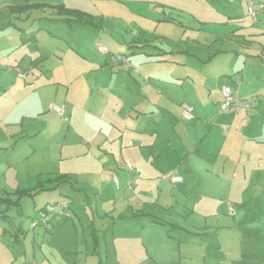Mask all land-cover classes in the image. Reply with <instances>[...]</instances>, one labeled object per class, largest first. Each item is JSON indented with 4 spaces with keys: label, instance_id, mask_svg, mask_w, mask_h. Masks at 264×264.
Listing matches in <instances>:
<instances>
[{
    "label": "rangeland",
    "instance_id": "374dc122",
    "mask_svg": "<svg viewBox=\"0 0 264 264\" xmlns=\"http://www.w3.org/2000/svg\"><path fill=\"white\" fill-rule=\"evenodd\" d=\"M27 1L0 0V6ZM39 1L50 10L46 18L52 21L44 30L56 36L39 40V51L45 56L43 68L54 78L65 74L79 82L69 89L67 107L55 104L67 108L71 129L49 110L47 99L53 96L52 90L46 95L41 92L42 103L36 109L44 112L37 118L45 117L52 129L38 140V153L18 163L0 152V198L11 201L0 205V215L4 216L0 217V230L9 231L4 239L16 250L5 260L11 264H46L39 251L47 248L57 264H111L113 254H120L121 249L129 251L128 264H264V220L251 214L223 219L216 211L214 218L181 219L184 226L194 224L199 231L174 232L170 242L174 247L166 245V230L148 228L147 218L158 215L176 220L180 207L176 200L187 199L190 189L171 184L164 178L168 172L161 173L166 184H142L140 180L134 190L128 189L129 174H117V186L114 180L111 183L101 176L100 154L96 153L97 123H133L146 113L142 102L157 100L158 90L165 93V100L156 109L157 117L166 115L177 122L181 118L176 107L187 101H198L210 110L215 106L221 79L243 67L234 53L220 51L227 46V33L234 31L217 24L227 14L229 0ZM231 1L238 8L237 0ZM60 6L84 13L87 20L68 21L58 13ZM3 9L0 24L9 18L8 8L6 13ZM236 12L243 17L242 11ZM7 29H0V53L16 40L13 28ZM245 36L249 37L247 33ZM102 47L106 54L100 52ZM13 60L11 56L4 64L11 66ZM8 68L0 74V122L16 112L21 114V105L37 100L31 89H23L31 84V78L24 82ZM36 109L26 107L25 112ZM184 127L188 125L182 121L177 129L182 136ZM79 132L82 137L76 136ZM166 134L170 137L172 131ZM80 143L86 151L92 148L90 156L74 157L82 150ZM71 145L76 146H72L75 152L67 156ZM47 173H71L75 180L40 194L16 195L20 185ZM160 196L173 205L159 201ZM63 199L70 203L71 218L62 224L56 222L49 231L38 227L31 236L28 229L40 210ZM218 207L214 205V209ZM220 208L225 215V208ZM214 226L221 229H212ZM12 228L22 230L24 237L20 233L18 240L13 239Z\"/></svg>",
    "mask_w": 264,
    "mask_h": 264
},
{
    "label": "crops",
    "instance_id": "0c3cea01",
    "mask_svg": "<svg viewBox=\"0 0 264 264\" xmlns=\"http://www.w3.org/2000/svg\"><path fill=\"white\" fill-rule=\"evenodd\" d=\"M237 3L238 8H234L233 2L229 0L228 12L223 15L222 22L217 24L224 28L234 29L227 33L225 38L227 46L220 51L234 53L235 58L243 61V67L236 73L232 72L233 75L229 78L221 79L218 85L229 86L240 99L262 97L252 108L235 114L220 113V92L216 104L211 110L210 107L205 109V106L199 104L198 101L182 103L176 107L181 119L178 120L179 122H175L171 118H167L166 115L157 117L156 109L165 100V93L158 90L155 96L157 100L148 101L147 98L142 102L146 107L144 110L146 113L137 117L133 123L122 124L104 121L97 123L99 133L96 135V153L100 154L98 168L103 179L112 183V173H114L116 176L125 174L127 177L129 174L132 180L136 174L138 176L137 184L132 190L138 186L140 180H142V184L159 182L161 185L167 181L166 179L182 190L190 189L191 194L186 197L187 199L176 200L180 205L179 212L175 213L176 220L172 218L168 220L158 215L147 218L148 228L166 230L169 243L164 242L171 248L174 247L170 243L174 239V232L195 234L196 231H199L194 224L184 226L180 222L181 219L191 220L193 216L214 218L213 215L217 211L219 218L223 217V219H228L231 215H233L232 218L241 219L245 215L251 214L256 219L264 220V13L260 14L257 22L253 24L247 15L244 0H237ZM33 5L40 6L42 2L29 0L21 4L12 3L0 6L2 9L5 8L3 9L5 13L8 8L7 13L9 14V18L7 17L0 24V29L5 31L7 28H13L11 32L15 34L14 38H16L14 43L0 53L1 72L8 67V70L16 75L15 68H19L23 72L26 71L27 78L25 80L20 79L18 75L17 77L24 82L31 78L32 82L27 86L29 88L24 87L23 89H31L37 98L32 104L17 106L21 114L16 112L15 115L4 117L0 122V152L8 154L18 163L28 161L36 155L39 151L38 140L43 136L46 137L52 129L50 122L43 119L45 117L37 118L44 112L36 109L42 103L41 92H46V95L52 90L53 96L50 100L47 99L50 105L49 110L57 114L64 123L63 125L68 124V128L71 129V119L67 116V108L64 107H67L69 89L79 82L65 74L64 77L54 78L53 73L43 68L42 62L45 56L39 51V40L41 38L48 40L56 36L50 30H44L47 27L46 24L52 22L46 18V12L50 10L34 8ZM22 7L28 8V10L21 13L14 11V9ZM9 8H12L13 12ZM236 10L242 11L243 17ZM0 14H2L1 10ZM244 33H247L249 37L247 38ZM22 41L31 42L23 43ZM63 43L71 49L68 42ZM28 50L30 53L26 54ZM11 56L14 58L11 62L12 65H5L4 63ZM30 85L33 86L30 87ZM63 91L65 96H63ZM62 97L64 98L63 102ZM55 104H63L64 107L61 109L64 110V117L57 113L55 108L60 107ZM183 105L192 107L193 121L187 122L183 119ZM26 107L36 110L27 113L25 112ZM70 110L72 111V109ZM182 121L188 125V128H183L185 136L180 135L177 131ZM223 126L227 127L226 133L223 132ZM166 131H172V135L168 137L166 134L165 136ZM76 136L82 137L83 134L79 132ZM72 146L74 145L69 147L70 151L67 156L75 152ZM78 147L82 150L74 157L81 158V156L91 155L92 148L86 151L81 143ZM162 172H168L167 174L172 177H179L181 181L174 183L169 178H161ZM66 174L71 175V173ZM54 175L64 174H40L18 188H31V194H34L47 177ZM59 186L56 183L46 184L44 185L45 190L38 194L54 187L58 189ZM163 197L160 196L159 201H163ZM163 202L169 203L170 206L173 205L172 201ZM249 203L256 206L250 208ZM215 204L219 205L217 209H214ZM220 206L226 210V214L223 216ZM0 217L4 216L0 215ZM59 222L62 224L66 221ZM214 228L221 229L216 226L212 227V229ZM202 229L208 231V228ZM11 230L13 239L18 240L17 237L20 233L24 237L19 228ZM36 231H32L31 236L34 237ZM8 232L5 228L3 231L0 230V238L3 242H0V264H11L10 261L5 260L6 256L16 251L14 248L11 249L8 245L9 242L4 239ZM145 243L149 245L148 242ZM120 251V254L118 251L113 254L111 264H128L129 251L121 249ZM39 253L43 254L46 264H57L49 256L47 248H40ZM14 264L19 263L14 262Z\"/></svg>",
    "mask_w": 264,
    "mask_h": 264
},
{
    "label": "built area",
    "instance_id": "2783aa9c",
    "mask_svg": "<svg viewBox=\"0 0 264 264\" xmlns=\"http://www.w3.org/2000/svg\"><path fill=\"white\" fill-rule=\"evenodd\" d=\"M244 6L246 8L248 17L253 24L257 22L259 15L264 13V0H244ZM100 52L106 54V49L102 47L100 48ZM15 71L20 79L25 80L27 78V73H24L19 68H15ZM220 92V112L225 114H235L242 110H248L252 108L260 99H262V97L259 96H255L250 99H240L227 85H222ZM55 110L61 117H64L63 109L55 108ZM182 115L183 119L187 122L194 120L193 109L188 105H183ZM226 131L227 127L223 126V132L226 133ZM130 171H132V169H130ZM112 177L115 184L119 186V180L117 176L112 173ZM137 178L138 176L134 175L132 180L128 183L129 190H132L137 184ZM164 178H169L174 183L181 181V178L172 177L169 174L165 175ZM69 218H71L70 203L69 201L63 199L61 201L55 202L49 209L43 208L40 210L37 218H35V220L31 223L30 230L34 231L38 227H43L45 230L49 231L54 227L56 222L68 220Z\"/></svg>",
    "mask_w": 264,
    "mask_h": 264
},
{
    "label": "trees",
    "instance_id": "16d2710c",
    "mask_svg": "<svg viewBox=\"0 0 264 264\" xmlns=\"http://www.w3.org/2000/svg\"><path fill=\"white\" fill-rule=\"evenodd\" d=\"M34 8H45L42 7V5L38 6V5H33ZM28 10V8H18V9H14L15 12H18V13H21V12H24ZM57 11L58 13H60L61 16L65 17L68 21H79V22H84L86 21L87 17L84 13L82 12H79V11H75V10H70V9H67L63 6H60V7H57ZM69 180H75L74 177H72L71 175H67V174H64V175H54V176H50V177H47L46 180L43 182V185H40V188L37 189V192L36 193H39L43 190H45V187L44 185L46 184H58V185H61L62 183H65V182H68ZM57 188V187H56ZM54 187V189H56ZM30 190V191H28ZM31 191L32 189H19V191L16 192V195L18 193L19 194H22L23 196L24 195H31ZM8 202H11L8 199H3V198H0V205L3 204V203H8Z\"/></svg>",
    "mask_w": 264,
    "mask_h": 264
}]
</instances>
